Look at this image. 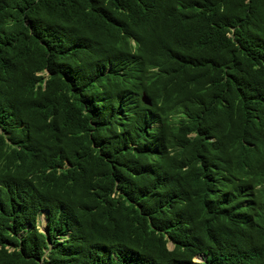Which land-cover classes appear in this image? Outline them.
Instances as JSON below:
<instances>
[{"label":"trees","instance_id":"1","mask_svg":"<svg viewBox=\"0 0 264 264\" xmlns=\"http://www.w3.org/2000/svg\"><path fill=\"white\" fill-rule=\"evenodd\" d=\"M0 264H264V0H0Z\"/></svg>","mask_w":264,"mask_h":264},{"label":"clouds","instance_id":"2","mask_svg":"<svg viewBox=\"0 0 264 264\" xmlns=\"http://www.w3.org/2000/svg\"><path fill=\"white\" fill-rule=\"evenodd\" d=\"M40 74V73H39ZM43 74L44 75H46L47 74V72H46V70H44L43 71ZM140 99H141V102L143 103V104H145V105H148V106H151L152 105V100H151V97L147 94V92L146 91H142L141 92V96H140ZM157 125H159L157 122H154L153 123V126H157ZM221 187H223V185H220L219 183H216L215 182V184L214 185H212V189H215V188H221ZM41 230V229H40ZM43 231V230H42ZM45 231V230H44ZM168 247L169 248H173V243L171 242V241H168ZM169 244L171 245V246H169ZM195 258H199V260H201V257H194V259Z\"/></svg>","mask_w":264,"mask_h":264},{"label":"rangeland","instance_id":"3","mask_svg":"<svg viewBox=\"0 0 264 264\" xmlns=\"http://www.w3.org/2000/svg\"><path fill=\"white\" fill-rule=\"evenodd\" d=\"M38 224H39V229L44 231L46 228L45 211H43L42 214L40 215ZM169 246L171 245L169 244ZM194 260H199V258H195Z\"/></svg>","mask_w":264,"mask_h":264}]
</instances>
